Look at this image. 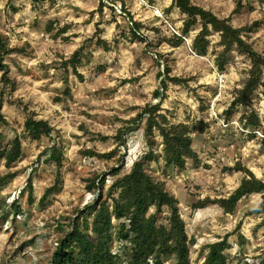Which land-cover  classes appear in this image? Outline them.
I'll use <instances>...</instances> for the list:
<instances>
[{"label":"rangeland","instance_id":"1","mask_svg":"<svg viewBox=\"0 0 264 264\" xmlns=\"http://www.w3.org/2000/svg\"><path fill=\"white\" fill-rule=\"evenodd\" d=\"M191 1L220 18L231 16L235 27L260 21L258 29L243 37L264 56V0H241L244 6L238 13H233L237 0ZM171 5L172 0H0V31L9 36L11 46L21 49L6 57L14 82L3 106L8 124L1 127L8 146L0 162V179L5 177L0 187V264H49L62 229L71 230V220L92 221L90 213L79 212L102 193L87 191V180L106 175L122 153L123 173H127L144 154V121L135 125H128V121L150 101L159 104L172 123L189 124L194 138L196 156L186 157L184 169L169 171L163 166L164 145L154 130L159 162L147 165L149 171L167 182L169 191L180 201L179 212L187 233L196 240L190 248V264H201L208 251L206 245L227 235L231 244L225 251L231 259L229 264L260 260L264 255V215L256 211L261 194L244 197L233 214L213 204L203 209L192 207L206 197H228L245 178L243 171L234 168L237 162L264 179V141L233 125L223 128L207 110L210 100L219 96L217 75L226 73V91L218 103L225 105L228 119H239L236 109L242 105H234L233 98L249 76L251 61L234 48L221 69L220 36L213 30L207 54L194 52L192 41L201 25L181 46H175L173 37L182 34L185 16ZM126 10L135 21L148 28H160L162 33L147 29L143 32L146 41L135 40ZM50 22L53 30L46 28ZM65 25L69 28L63 35L68 38L56 36V28ZM99 36L108 42V50L98 45ZM157 50L170 53L173 75L185 79L184 83L170 84L162 99L153 96L157 89L163 90L158 73L165 69L163 60L161 65L154 60ZM75 51L80 53L78 70L84 81L73 74L69 63ZM251 106H244L245 111L262 109L259 91ZM28 116L48 120L55 128L52 139L31 140L24 127ZM123 126L131 128L125 132L126 147L115 159L103 161L80 153L85 147L100 152L112 150L117 145L114 136ZM88 131L109 139L101 141L94 136L91 140ZM16 137L22 141L17 152L10 144ZM58 151L63 154L60 169L51 159ZM9 174L15 177H6ZM59 175L60 189L42 199ZM29 177L34 187L33 202L28 194ZM114 179L107 176L105 192ZM16 200L22 213L13 212ZM240 222L242 226L237 228ZM114 225L117 231L120 223L114 220ZM241 235L244 244L240 243ZM121 245L115 236L112 250ZM165 261L171 264L169 258Z\"/></svg>","mask_w":264,"mask_h":264},{"label":"trees","instance_id":"2","mask_svg":"<svg viewBox=\"0 0 264 264\" xmlns=\"http://www.w3.org/2000/svg\"><path fill=\"white\" fill-rule=\"evenodd\" d=\"M103 5L104 2L101 1L100 9L103 8ZM243 6L242 1L237 0V7L233 13H238ZM174 7L178 8L179 12L185 16L182 34L173 37L175 46H181L193 29L201 25V30L192 41V48L194 52L206 55L211 45L210 31H215L220 36L219 43L222 46L218 55L219 60L221 59L218 61L221 69L224 68L225 60L234 48L240 49L251 61L249 76L243 87L235 93L233 104L253 105L257 91H260L264 97V56L255 51L243 37L245 33L258 29L260 21L256 20L251 24L235 27L232 24L231 16L220 18L213 11L194 5L191 0H172L171 9ZM124 14L129 18L131 32L135 40L146 41L143 32L147 29L156 34L162 33L160 28H148L142 22L135 21L127 10ZM46 28L53 30L52 22L48 23ZM68 28L69 25L57 27L55 35L67 39L68 37L63 34L67 32ZM97 43L108 50V42L102 37H98ZM20 50L11 46L9 36L0 31V162L3 160L8 146L6 136L1 130L2 126L8 124L3 106L6 94L14 82L9 73L10 66L6 62V57ZM153 56L158 65H161L163 60L165 66L164 72L159 71L158 73L163 90L157 89L153 94L154 99H162L170 84H181L185 79L173 75V68L169 63L170 53L157 50ZM79 62L80 53L75 51L70 57L69 63L73 74L80 81H84V75L78 70ZM244 117L247 118L246 126L260 124V119L255 111L244 115ZM141 121H144L147 134L144 147L146 151L133 162L127 173H123L124 153L117 158L116 156L126 147L125 132L130 130V126L118 129L114 136L117 145L108 152H100L89 147L80 150L83 156L103 161L116 158V165L110 166V170L103 177L87 180V191L96 194L100 190L102 193L99 198H94L85 207V210L79 212L90 213L92 221L90 222L87 218L82 221L70 219L71 230L62 229L57 247L48 259L49 264H168L165 261L167 258L171 264H190V248L196 243V240L194 237H189L187 233L186 222L179 212L180 201L169 191L167 182L156 173L149 171L147 165L152 161L159 162L158 143L152 137V132L157 130L161 137V143L164 145L163 166L169 171L171 168L184 169L187 162L186 157L196 156L193 149L194 138L191 135V126L184 122L172 123L167 114L162 112L161 106L151 101L128 121V125H135ZM201 126L204 129L203 123ZM24 127L27 136L34 141L41 140L43 137L52 139L55 130L48 120L37 119L33 116H28L25 119ZM88 132L92 135L91 140H94V136L101 141L109 139L108 136L95 134L92 131ZM10 144L15 152L22 147V141L18 137L13 139ZM51 159L55 160L59 169L62 168V152H54ZM234 168L245 174V178L241 180L238 187L228 197L199 199L192 205L193 209H203L213 204L218 205L225 213L233 214L244 197L257 193L261 194L262 200L256 211L264 215V179L259 178L252 169L241 162H237ZM108 175L115 179L105 192ZM60 176H58L55 185L47 189L42 199H47L60 189L62 183ZM6 177L14 178L15 174H9ZM3 179L5 180V177L0 179V187L4 182ZM23 192L21 191V195ZM28 194L33 202L34 187L30 177L28 179ZM12 209L16 214L22 213L19 200L14 201ZM114 220L120 223L117 231ZM261 224L264 225V220ZM241 226L240 222L237 228ZM115 236L123 244L121 245L123 247L116 251L112 250ZM240 238V243L244 244V237L241 235ZM230 247L229 235L206 245L205 248H208V251L201 264H229L231 259L225 251ZM242 264H264V255L260 257V260L252 262L246 259Z\"/></svg>","mask_w":264,"mask_h":264},{"label":"built area","instance_id":"3","mask_svg":"<svg viewBox=\"0 0 264 264\" xmlns=\"http://www.w3.org/2000/svg\"><path fill=\"white\" fill-rule=\"evenodd\" d=\"M227 80H228V77H227L226 73H219L217 75V81H218V87H219V91H218L219 96L217 95L213 100H210V102L208 104L207 110H208L210 117L215 119V120H219L220 123H222L223 128H227V126L233 125L235 128L240 129L244 134L253 135V137H256L257 139L264 141V97H263V94L259 91L260 96H262L263 107L260 111H255L256 114L258 115L259 119H260L259 125H257V126H254V125L246 126L247 118L244 117V115H249L251 112H253V110L249 111V112L245 111L244 106H242V107L237 106L236 111H237V114L238 113L240 114L239 119L234 118V119L230 120L224 115L225 111H226L225 105L218 103V101L223 97V94L226 91ZM246 108H250V107L247 106ZM242 109H243V112H241Z\"/></svg>","mask_w":264,"mask_h":264}]
</instances>
